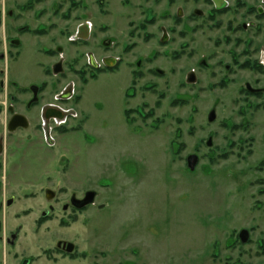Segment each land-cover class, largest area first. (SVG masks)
Listing matches in <instances>:
<instances>
[{
    "label": "rangeland",
    "instance_id": "1",
    "mask_svg": "<svg viewBox=\"0 0 264 264\" xmlns=\"http://www.w3.org/2000/svg\"><path fill=\"white\" fill-rule=\"evenodd\" d=\"M27 2L0 0V264H264V101L244 92L263 82L226 68L242 11ZM83 22L91 39L71 42ZM88 55L119 68L92 79ZM33 85L45 90L29 110ZM69 87L73 98L55 101ZM51 102L76 117L43 126ZM10 108L28 129L8 132ZM126 110L141 114L129 122ZM89 192L92 205L72 207Z\"/></svg>",
    "mask_w": 264,
    "mask_h": 264
},
{
    "label": "flooded vegetation",
    "instance_id": "2",
    "mask_svg": "<svg viewBox=\"0 0 264 264\" xmlns=\"http://www.w3.org/2000/svg\"><path fill=\"white\" fill-rule=\"evenodd\" d=\"M202 1H203V4L208 7L207 16L211 20L216 19L218 16H222V15H226L227 13H230L233 7H236V11L237 10L242 11L241 12L243 16L242 21L238 24V26L234 30L233 35H231L233 39L230 37L228 38L230 44H232L231 49H230L232 65H226V68L230 69L233 66V68H239L242 71L245 70V71H250V72L258 74L263 82V86L261 88L260 87L253 88L251 85L248 84L244 92L246 93V95L250 97L263 99L264 101V0H202ZM35 3H36L35 0H28V2L25 4V7H27L26 9L32 7ZM9 14L11 15V13ZM196 14L201 15L202 13L200 11H197ZM89 24H90L89 22H83L79 24L77 26L75 34L70 36V41L73 43H78V42L84 43V42L89 41L91 39V32H92V25H89ZM37 30L40 32L44 31V29L42 30L37 29ZM240 32L243 33L245 37H241V35H237ZM224 38H225V41H228L227 37H224ZM13 41L14 42L17 41L18 44H20L19 40L14 39ZM239 49H241L239 53L240 55L237 54ZM46 53L49 56H55V53L52 54L53 52L51 53L50 51H46ZM87 57H88V61L90 64L89 66L92 69L91 77L96 74L99 75L100 73H103V72L114 71L118 69L120 65L119 63L120 60L118 61L112 57L102 59V61L98 60L95 57L92 58L90 55H88ZM141 65L142 63H139V68L141 67ZM58 67L61 69L59 72L61 73L63 69L62 63L56 64L53 67V71L55 74H57L55 72V69H58ZM132 74L134 76L138 75L137 71L132 72ZM46 75L49 76V74H46ZM224 82L225 80L221 83V86ZM258 83L260 84L261 82H258ZM133 84H134V81H133ZM44 90L45 88L38 87L36 85L29 87V91L32 94L27 104V107L29 110L30 109L32 110L38 106V103L40 101L39 95L42 94ZM63 90L64 88L59 93L58 97L55 98V101L56 100L58 102L70 101L73 98L75 94V89H72L69 87L65 91ZM248 106H251V103L248 102ZM262 106L264 108V102ZM9 111L12 113L11 114L12 116L14 114H18L14 112L13 108H10ZM127 111H130V110H126V112ZM132 112L141 114L140 110H135ZM72 117H76V116L74 114H71L67 110H65L61 106V104L53 103V102L45 106L42 109L41 114H40L41 121L42 120L46 121L47 127H51V124L53 123L55 118L59 120L61 119V121H64V123H66ZM126 119L129 122H132V119L130 120V114L128 118L126 116ZM84 199H77L75 197L72 198V207L77 209V211L85 209L89 205L83 208H78L73 203V201L75 202L76 200L82 201Z\"/></svg>",
    "mask_w": 264,
    "mask_h": 264
},
{
    "label": "water",
    "instance_id": "3",
    "mask_svg": "<svg viewBox=\"0 0 264 264\" xmlns=\"http://www.w3.org/2000/svg\"><path fill=\"white\" fill-rule=\"evenodd\" d=\"M89 33V31H88ZM60 68L58 67V69H55V72L56 73H59L60 72ZM53 109V108H52ZM12 111V110H11ZM210 121H214L215 120V113H211L210 117H209ZM30 127V123L28 121V119L23 116V115H20V114H14L12 116V118L10 119L9 123H8V132L9 133H14L16 132L18 129H28ZM3 152V145L0 143V154H2ZM188 166L189 168L194 171L195 168H196V165L198 163V157L195 156V155H191L188 160ZM95 192H89L87 194V196L85 197L84 200H76L73 201L74 205L77 206L78 208H83V207H86L90 204H93L94 201H95ZM12 203V200H9L8 201V205H11ZM248 232L247 231H242L240 233V237H241V240L243 243H245L247 240H248ZM68 252H72L73 251V247H69L68 249Z\"/></svg>",
    "mask_w": 264,
    "mask_h": 264
},
{
    "label": "trees",
    "instance_id": "4",
    "mask_svg": "<svg viewBox=\"0 0 264 264\" xmlns=\"http://www.w3.org/2000/svg\"><path fill=\"white\" fill-rule=\"evenodd\" d=\"M0 26H1V20H0ZM142 28H144V27H142ZM144 29H145V28H144ZM95 78H97V76H96V75H93V76H92V79H95ZM130 112H131V111H127V112H126V116H127V118H128V116H129V114H131ZM151 114H153V113H151ZM151 114H150V115H151Z\"/></svg>",
    "mask_w": 264,
    "mask_h": 264
},
{
    "label": "built area",
    "instance_id": "5",
    "mask_svg": "<svg viewBox=\"0 0 264 264\" xmlns=\"http://www.w3.org/2000/svg\"><path fill=\"white\" fill-rule=\"evenodd\" d=\"M54 121L56 122V123H61V121H59V120H57V119H54ZM46 125V121H43V126H45Z\"/></svg>",
    "mask_w": 264,
    "mask_h": 264
}]
</instances>
